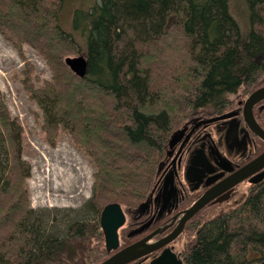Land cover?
Segmentation results:
<instances>
[{"label": "trees", "instance_id": "16d2710c", "mask_svg": "<svg viewBox=\"0 0 264 264\" xmlns=\"http://www.w3.org/2000/svg\"><path fill=\"white\" fill-rule=\"evenodd\" d=\"M66 0H0V32L23 54L33 46L51 79L23 83L47 139L60 129L92 159L93 195L80 208H35L24 128L0 89V264H96L110 253L100 215L135 209L154 188L169 140L197 113L221 111L264 75V0H247L248 30L231 0H95L60 23ZM84 52L87 73L66 63ZM264 114V111L262 112ZM195 229L185 264H264V182Z\"/></svg>", "mask_w": 264, "mask_h": 264}, {"label": "flooded vegetation", "instance_id": "af4514ba", "mask_svg": "<svg viewBox=\"0 0 264 264\" xmlns=\"http://www.w3.org/2000/svg\"><path fill=\"white\" fill-rule=\"evenodd\" d=\"M246 98L241 97L236 102L231 98L232 103L226 109L205 111L190 118L182 126L187 127L182 138L173 147L168 145L157 182L150 195L142 201H147L146 205L140 208L141 202L135 209H125L124 224H129L128 214L132 219L128 225L130 229L127 232L126 242L124 245L121 243V246L149 236L151 238L148 242L156 243L175 231L186 210L203 194L208 191L215 193L199 212L185 222L178 236L159 249L139 258L142 259L143 264H148L164 249L172 250L183 260L185 250L177 251L175 242L189 225L192 228L196 227L197 231L201 226L198 223L204 209L229 201L243 183L248 184L249 192L264 182L263 165L243 180L228 186L235 172L264 152V139L250 128L243 116ZM253 111L257 122L264 129V114H262L264 100L256 104ZM224 113H232V115L205 122L208 118ZM229 130L230 136L227 135ZM143 225L147 226L143 232L132 234Z\"/></svg>", "mask_w": 264, "mask_h": 264}, {"label": "rangeland", "instance_id": "374dc122", "mask_svg": "<svg viewBox=\"0 0 264 264\" xmlns=\"http://www.w3.org/2000/svg\"><path fill=\"white\" fill-rule=\"evenodd\" d=\"M95 0H66L60 13V23L67 30L73 31L81 41V35L72 28L74 10L88 7ZM231 12L244 31L248 30L247 0H231ZM23 54L0 32V89L13 117L23 125V157L30 165L27 185L31 205L35 208H80L86 206L93 195L94 172L96 167L91 157L76 145L65 129H60L54 143L47 139L43 128L42 111L38 103L26 89L23 78L27 63L34 67L31 80L36 86L44 85L51 79V70L45 58L31 45L23 44ZM84 54V52L78 53ZM264 79L261 76L260 82ZM264 82V81H263ZM262 82V83H263ZM247 88L230 95L236 102L248 96ZM248 184L239 185V190L229 201L212 205L203 210L199 225L241 203L247 193ZM132 217L128 214L130 224ZM129 224L119 230L122 245L126 242ZM195 229L190 225L175 242L177 251L188 250L195 242ZM142 262V263H141ZM97 264V263H96ZM128 264H143L137 259Z\"/></svg>", "mask_w": 264, "mask_h": 264}, {"label": "water", "instance_id": "95a60500", "mask_svg": "<svg viewBox=\"0 0 264 264\" xmlns=\"http://www.w3.org/2000/svg\"><path fill=\"white\" fill-rule=\"evenodd\" d=\"M67 65L80 77H84L87 73L88 60L85 55L68 56L66 58ZM264 100V84L253 90L245 100L243 107V116L250 128L256 132L262 139H264V129L257 122L253 108L256 104ZM232 113H224L222 115L208 118L205 122H211L216 119L227 118ZM187 127H181L174 131L170 137L169 145L173 147L183 136ZM230 134V130L228 134ZM233 134V133H232ZM235 134V133H234ZM230 136V135H229ZM195 163V162H194ZM264 165V152L255 158L253 161L242 167L231 176L232 181L228 186L243 180L250 175L256 168ZM264 174V173H263ZM215 193L208 191L203 194L190 208H188L181 218L180 225L167 238L162 241L153 243L148 242L151 238L145 237L137 240L129 245L121 246L119 229L126 221V213L119 202L108 203L102 210L100 215L101 227L105 234V246L110 255L97 264H128L131 263L163 246L165 243L173 240L182 231L185 222L194 216L205 204H207ZM147 201L140 204V208L146 205ZM147 226H142L133 231L132 234L143 232ZM148 264H185L178 255L170 249H164L158 256L153 258Z\"/></svg>", "mask_w": 264, "mask_h": 264}]
</instances>
